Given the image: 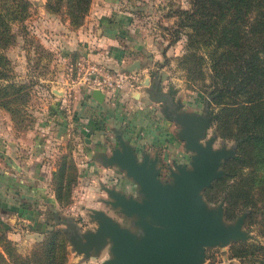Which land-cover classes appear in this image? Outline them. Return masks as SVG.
Listing matches in <instances>:
<instances>
[{"label":"trees","instance_id":"1","mask_svg":"<svg viewBox=\"0 0 264 264\" xmlns=\"http://www.w3.org/2000/svg\"><path fill=\"white\" fill-rule=\"evenodd\" d=\"M91 0H45L44 10L65 14L71 27L83 22ZM28 0H0V107L11 120L22 117L24 84L9 80L4 49L14 42L13 23L29 13ZM171 36L185 35V52L178 65L188 81H199L206 94L209 126L217 136L234 144L232 157L222 161L225 175L202 191L205 201L223 198L225 219L246 211L244 224L255 226L264 238V0H188L186 9H175ZM207 64L208 72L203 68ZM77 168L69 152L59 156L51 171L53 196L61 206L70 203ZM220 194V196H219ZM219 199V200H220ZM237 214V215H238ZM67 218L55 220L65 223ZM3 231L0 230V234ZM67 236L55 226L45 229L37 248L25 258L28 264H64ZM2 248L14 259L11 243ZM229 257L264 264V244H229Z\"/></svg>","mask_w":264,"mask_h":264},{"label":"rangeland","instance_id":"2","mask_svg":"<svg viewBox=\"0 0 264 264\" xmlns=\"http://www.w3.org/2000/svg\"><path fill=\"white\" fill-rule=\"evenodd\" d=\"M28 1L31 4L29 13L22 22L11 25V30L15 35L14 42L3 51L8 59L9 80L24 84L25 87L21 91L25 94L22 106H20L22 117L19 121H12L8 112L0 107V142H17L19 138L32 140L35 132H39L42 138L45 135L46 137L49 135V138L50 136L53 138L61 135L62 140L60 142L63 143L64 150L57 153L54 163L61 154L69 152L72 159L75 160H73L74 163L76 162L82 166L88 163L92 164L91 172L94 169L100 170L99 174L94 172L95 177L92 183L96 195L91 196L89 192L85 194L84 190L77 188V191L72 194L73 198L70 199V203L73 204L72 209L68 207L65 209L69 203L63 206L58 204L60 206V208L58 207L59 213L57 212L59 214L58 219L62 217L70 219L75 223L77 230L81 232L94 227V224L87 217L86 208H92L91 202L94 205L98 204L94 201L95 196L105 197L104 192L96 184L98 176L99 182L102 184L114 185L115 187L125 184L129 192H132L134 186L116 167L105 168L106 171L102 170L100 164L94 161L93 153L86 152L88 147L83 139V131H79L77 125L75 126L72 120L67 118L69 114L66 113V109L69 108L73 100L69 96L72 93L74 94L75 91H73V86L77 90L80 88L85 89L73 82L75 80L74 62L81 57H85L76 50L84 42L77 31L83 25L85 17L80 26L73 28L69 25L68 19L62 10L48 13L44 10L45 0ZM99 1L93 0V2ZM105 1L107 10H109V18H113L111 22H115L118 25L116 27H119L121 50L125 52V56L128 55L129 59L134 58L133 61H139L140 67L134 72L136 74L135 80L139 85L143 86L140 84L142 75H137V72L142 68V74H145L147 79L149 78L151 85L158 87L159 92L161 91L162 94L169 95L172 102L179 101L181 110L202 113V108L206 107V94L202 91L199 81L187 80L185 72L177 63L178 58L185 52L184 31H180L177 38L171 36V30L176 23V16H173V11L175 9H186L188 0ZM203 70L205 73L208 72L207 64ZM132 83L134 84V82ZM155 106L157 107L156 115H153V111H151V117L154 118L157 124H161L164 120L166 131L169 129L166 132L165 142L168 143L166 145H169L168 148L171 151L157 152L158 157L162 155L158 164V177L161 180H167V167L170 166L171 159L180 162L186 161L189 153L184 150L183 143L177 138L178 126L165 119L160 111L161 105L156 103ZM213 130V125H210L206 130V136H209ZM107 133H109L110 141L114 142L113 134L111 136L109 130H107ZM43 134L45 135L43 136ZM220 144L226 147L234 145L230 140L220 139L216 134L213 147L217 148ZM175 146L179 148V153L169 157L168 154L173 151V148L175 149ZM177 154L178 156H176ZM220 167L222 168V163ZM84 176L87 177V175ZM87 180H89V177L84 179L83 182H87ZM92 199L93 201L89 203V200ZM219 199L217 197L215 200L206 202L208 205L214 206ZM100 205L113 215V218L120 224L125 223L118 213L111 211L101 203ZM80 206H85V208L81 209ZM237 214L238 211L235 212V216ZM233 219L228 220L224 217L227 222ZM51 225L54 227L56 225L55 221H52ZM14 228L22 229L23 227L19 224ZM56 228L61 229L67 236L64 223H58ZM255 228L253 225L247 227L243 222V229L247 230L252 236L245 242L264 244V238L257 235ZM3 238L11 243L13 256L16 258L11 260L4 253L1 246ZM41 238L42 236L32 243L26 252H22L18 249L15 241L7 238L6 233L2 232L0 234V264H28L25 262V258L37 248V243ZM229 244L220 248H205L202 264H250L244 260L230 258ZM106 257L107 253L103 250L97 257L89 258L86 261L90 260L92 264H98ZM86 261L81 256L74 254L67 241L64 264H83Z\"/></svg>","mask_w":264,"mask_h":264},{"label":"water","instance_id":"3","mask_svg":"<svg viewBox=\"0 0 264 264\" xmlns=\"http://www.w3.org/2000/svg\"><path fill=\"white\" fill-rule=\"evenodd\" d=\"M139 67V61L134 60L118 71L135 72ZM143 85L148 86L147 78ZM147 93L152 102L161 105L165 119L178 126L176 135L189 153L188 159H171L168 179L161 180L157 152L138 154L121 131L113 129L115 146L107 153L95 152L94 158L103 168L116 167L134 187L132 192H126L99 182L105 194L99 201L118 213L125 223L120 224L102 209L86 208L94 227L80 232L73 221L66 219L68 244L84 261L105 250L107 257L98 264H202L205 248H220L252 238L243 229L246 211L227 222L223 198L210 206L202 195L213 180L225 175L220 166L233 156L234 145L213 147L216 133L213 130L206 136L210 113L206 107L202 113L188 112L180 109L179 101H169L168 108V98L156 88ZM91 96L97 101L103 99V94L95 89Z\"/></svg>","mask_w":264,"mask_h":264},{"label":"crops","instance_id":"4","mask_svg":"<svg viewBox=\"0 0 264 264\" xmlns=\"http://www.w3.org/2000/svg\"><path fill=\"white\" fill-rule=\"evenodd\" d=\"M109 17L105 0L99 2L91 0L83 25L77 31L84 42L76 50L80 55L90 60L120 70L133 62L134 58L129 59L128 55H124L125 52L121 50L122 47L119 43L121 42L119 27H116L118 25L111 22L113 18ZM129 73L136 76L134 72ZM142 73L143 69L141 68L137 72V75H142L141 85L146 78V75ZM132 82H134L131 84L132 86L125 85L113 97L107 98L103 95L102 101L92 98L91 91L82 88L77 90L73 86V91H75L69 96L73 100L69 108L66 109V113L69 114L67 118H70L75 126L77 125L79 131L88 134L83 133L87 137V141H85L86 138L83 135L88 147L86 152L93 153V159L97 164L98 162L94 158L95 152L104 151L107 153L110 148L115 146V142L110 141L107 130L111 136L113 129L120 130L123 137L129 139L134 145L138 154L142 151L149 153L171 151L168 148L169 145H166L168 143L165 142L166 132L169 129L166 131L164 120L161 124H157L151 117L152 114L156 115V108L147 91L156 88L159 92V88L153 87L149 78L148 86L141 87L137 80H132ZM151 111H153L152 114ZM51 137L45 135L42 138L39 132H35L32 140L19 138L17 142H0V230L6 233L7 238L15 241L18 249L22 252H26L31 244L42 236V232L51 227L52 221L57 220L59 216L57 212L60 206L50 188V177L55 166L54 159L57 153L64 150V147L60 142L61 135ZM179 151V148L175 146L168 156H175V153H179ZM75 165L77 179L71 191V198L77 188L84 190L85 194L89 192L91 196L96 195L92 183L95 177L94 172L99 174L100 170L94 169L91 172L92 164L90 163L82 166L75 162ZM101 168L106 171L102 166ZM88 177L89 180L83 182ZM96 184L99 186V176ZM117 187L129 192L125 184L117 185ZM94 198V201L99 205L90 203L93 199L89 200L92 208L102 209L113 217L101 207L99 197L95 196ZM72 206L71 202L65 209L67 207L72 209ZM80 208H85V206H80ZM19 224L23 227L22 229L14 228ZM83 264H92V262L89 260Z\"/></svg>","mask_w":264,"mask_h":264},{"label":"built area","instance_id":"5","mask_svg":"<svg viewBox=\"0 0 264 264\" xmlns=\"http://www.w3.org/2000/svg\"><path fill=\"white\" fill-rule=\"evenodd\" d=\"M74 84L83 86L86 90H98L103 95L113 97L125 85L132 86L135 75L111 69L102 63L81 57L74 62Z\"/></svg>","mask_w":264,"mask_h":264},{"label":"flooded vegetation","instance_id":"6","mask_svg":"<svg viewBox=\"0 0 264 264\" xmlns=\"http://www.w3.org/2000/svg\"><path fill=\"white\" fill-rule=\"evenodd\" d=\"M163 95H165V96L168 98V100H167V105H168V108H170V105L168 104V102L171 101V100L169 99V95H167V94H163ZM164 112H167V110H164Z\"/></svg>","mask_w":264,"mask_h":264}]
</instances>
